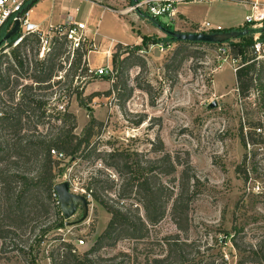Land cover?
<instances>
[{"label": "rangeland", "instance_id": "obj_1", "mask_svg": "<svg viewBox=\"0 0 264 264\" xmlns=\"http://www.w3.org/2000/svg\"><path fill=\"white\" fill-rule=\"evenodd\" d=\"M129 1L40 0L32 8L31 21L39 23L42 30L67 17L87 22L91 30H97L88 14L94 6L101 5L107 10L96 7L93 13V19L100 22L99 38L106 37L108 42L114 39L117 44L103 48L102 44L108 42H96L94 30L82 49L74 51L69 43H63L61 48L57 44L47 56L57 65L53 78L42 84L40 91L48 102L47 109L75 114L77 135H82L92 118L99 121L92 138L97 152L93 150L78 159L67 158L57 169L63 170L57 184L70 182L72 192L89 197V213L85 217L80 207L62 228H54L55 216L43 194L38 198L42 202L35 200L34 211L16 235L0 238V264H52V256H57L63 241L72 244L79 257L88 255L95 264H154V260L169 253L166 238L177 235L189 243L186 255L191 263L264 264V164H257L256 170L252 164L247 165L248 181L236 171L245 154L251 156L254 149L245 146L239 134L245 111L236 88L235 71L241 61L232 54L219 56L217 46L177 43L171 34L184 32L187 24L197 30L204 22L219 24L225 30L242 29L247 14L243 1L185 5V16L175 21L161 17L157 19L159 24L149 17L123 13L131 5ZM140 38V43L135 44ZM118 44L123 48L118 50ZM38 49L32 37L21 50L31 69L38 60L42 61L37 56ZM117 50L120 63L115 70L112 59ZM176 52L180 53L175 58ZM80 55L82 61L78 65ZM10 64L7 61L2 67L4 74ZM103 66L112 68L110 78H99L95 71L91 72ZM14 68V79L22 84L32 83L22 79L19 66ZM70 86L79 88L84 106L79 105L75 95L70 96ZM21 88H17V100ZM110 90L112 93L108 94ZM92 94L97 96L90 100ZM212 102L218 104L214 109L208 107ZM50 127L45 123L39 130L47 134ZM160 140L167 152L179 153L182 159L189 154L201 183V192L191 210L190 230L187 234L178 231L168 215L152 229L150 239L122 240L92 253L111 216L86 189L108 179L120 184L116 172L97 158L98 152L130 150L155 158L159 154L154 152V146L159 147ZM117 190L114 187L109 196L115 198ZM8 222L1 214L0 230H6ZM81 239L84 245H80ZM18 242H23L21 248L26 254L12 249Z\"/></svg>", "mask_w": 264, "mask_h": 264}, {"label": "trees", "instance_id": "obj_2", "mask_svg": "<svg viewBox=\"0 0 264 264\" xmlns=\"http://www.w3.org/2000/svg\"><path fill=\"white\" fill-rule=\"evenodd\" d=\"M226 1L242 2L243 0ZM152 20L159 24L157 19ZM229 30L235 29L224 31ZM260 31L261 38L264 39V30ZM253 32L256 31L227 42L231 54L241 61L235 71V81L246 113L244 112L239 134L245 146L254 148L253 154L250 156L246 153L242 163L236 168L237 173L243 174L247 181L249 180L247 171L250 170L247 169V165L252 164V169H255L257 164L261 162L264 164V61L256 59ZM33 37L34 42L39 45L37 36ZM14 40L15 38H12L10 42ZM147 40V36L143 37L144 44ZM173 40L185 45L216 46L213 43L178 41L176 38ZM63 43L66 44L62 41L59 44L60 48ZM25 45L27 43L24 47ZM21 48L14 51V57L22 71V79L31 80V84H22L19 79L13 78L15 68L12 64L7 67V73L4 74L0 62V162L2 163L0 215L4 214L9 220L7 229L0 230V238L16 235L34 211L35 200L42 202V199L38 198L43 194L46 195L49 209L55 216L54 228H62L66 219L58 204L55 187L58 174L63 170L57 169L67 158L78 159L84 157L85 153L90 155L93 150L97 152L92 138L99 121L92 118L82 135H77L75 114L57 110L51 112L47 109L48 102L44 100L40 91L42 84L48 83L53 78L57 65L52 59H44L38 60L31 69L30 61L27 57H23ZM117 48L122 49L123 45L118 44ZM118 50L113 54L112 59L115 70L120 63ZM179 53L176 52L175 58ZM81 61L82 55L78 65ZM76 65L77 63L74 66ZM20 86H22L21 96L17 100V88ZM68 93L70 96H76L80 106L85 105L79 88L72 89L70 86ZM111 93L110 90L108 94ZM6 96L9 97V105L5 104ZM96 96L92 94L89 99L92 100ZM252 106L256 108L255 111L248 110ZM2 107H6L5 110ZM46 120L48 122H45ZM45 123L51 125L47 134L39 130V127ZM53 150L62 153L65 157L60 160L55 158L52 154ZM154 152L159 154L155 158L130 150L98 152L97 158L106 168L116 172L120 184L117 185L115 180L108 179L86 189L87 194L111 216L92 253L104 246L116 245L122 240L144 242L150 239L152 229L168 215L171 216L178 231L187 234L190 230L192 206L201 192V183L196 176L190 156L186 153V157L182 159L179 153L165 151L162 140L159 147L154 146ZM116 186L117 196L113 198L108 193ZM46 232L45 230L41 234L40 239ZM22 243H14L12 249L26 254L25 248H21ZM165 245L168 247V255L154 260V264H197L191 263L188 259L186 247L189 243L180 236L166 238ZM28 249H31V252L33 250L31 246ZM56 255L52 256V264H95L94 260L88 259V255L79 257L74 246L65 241L60 244ZM28 264L35 263L32 261Z\"/></svg>", "mask_w": 264, "mask_h": 264}, {"label": "built area", "instance_id": "obj_3", "mask_svg": "<svg viewBox=\"0 0 264 264\" xmlns=\"http://www.w3.org/2000/svg\"><path fill=\"white\" fill-rule=\"evenodd\" d=\"M37 1L0 0V41L13 29L16 22L20 23L19 32L14 37L15 40L11 43V38L0 45V62H2V67L7 64V61L11 62L13 66L18 67L14 51L20 47L24 48V44L26 43L25 47H27L28 41L33 36H37L39 40L37 56L41 60L46 59L53 48L62 41H65L66 44L69 43L74 51L82 49L83 45L90 41L87 35V23L72 18H66L58 24H50L46 30H42L39 23L31 21V7ZM211 1L213 0H130V7L124 10L123 13H135L138 16L142 17L144 15L151 19L166 17L169 20L175 21L178 19L180 6ZM243 5L247 11L245 24L250 30L256 31L253 32V48L256 59L264 61V39L261 38L262 32L260 31L264 30V0H243ZM224 30L221 25L204 22L195 33H219L224 32ZM227 45L225 43L216 44L219 56L227 57L231 55V50ZM94 46L92 45V47ZM12 49H14L13 52H11ZM8 57L10 60H8ZM93 71H95V75L99 78H110L113 72L110 66L91 70V72ZM52 154L59 160L65 157L62 153L55 150L52 151ZM79 243L80 245H84V239L79 240Z\"/></svg>", "mask_w": 264, "mask_h": 264}, {"label": "water", "instance_id": "obj_4", "mask_svg": "<svg viewBox=\"0 0 264 264\" xmlns=\"http://www.w3.org/2000/svg\"><path fill=\"white\" fill-rule=\"evenodd\" d=\"M19 28L20 23L16 22L13 29L2 38V40L0 41V45L5 41L10 40L11 38H14L19 32ZM251 31L252 30H250L249 28H244L241 30H229L219 33L173 32L171 34L178 41L221 44L238 39L242 36L250 35ZM217 106V102H212L208 107L210 109H214ZM55 191L59 201L58 204L60 205L63 216L66 220L73 217L80 207L84 210L85 217L88 215L90 205L89 197L72 192L70 182L57 184L55 187Z\"/></svg>", "mask_w": 264, "mask_h": 264}, {"label": "crops", "instance_id": "obj_5", "mask_svg": "<svg viewBox=\"0 0 264 264\" xmlns=\"http://www.w3.org/2000/svg\"><path fill=\"white\" fill-rule=\"evenodd\" d=\"M214 1V0H213ZM212 2V1H211ZM194 4H204V3H192V4H187V6L188 5H194ZM185 5H182V6H180V9H179V16H178V18L180 17V16H185L186 15V12H187V10L185 9V7H184ZM96 7H102L103 9H106L105 7H103V6H101V5H96V6H94L92 9H91V11L89 12V14H88V20H89V18H90V23H95L96 25V27L95 28H97V30H95V29H93V30H91L90 28H89V26H88V24H87V26H88V30H87V35L89 34V36L90 37H92V33H93V31L95 30V35H96V42H98V43H100V44H102L103 43V41L104 40H106L107 41V39H106V37H103V38H105V39H100L99 38V36H100V31H99V25H100V22L99 21H97L96 19H93V13H94V9H96ZM183 7V9L181 10V8ZM102 9V10H103ZM107 10V9H106ZM103 13H104V11H103ZM51 17H52V15H51ZM68 18V17H67ZM137 18H139V16H137ZM47 20V19H46ZM51 20H53V21H55L56 19H55V17H52L51 18ZM88 21V22H89ZM87 23V22H86ZM219 25V24H218ZM189 25L187 24V26L182 30V31H184V32H193V31H196L194 28H193V30H191L190 28L192 27H188ZM88 36V37H89ZM140 41H141V38L135 43V44H139L140 43ZM108 42V41H107ZM105 43H103L102 45V47L103 48H105V49H107L111 44L112 45H115V44H117V42L114 40V39H112L110 42H108V44L106 45H104ZM111 55V54H110ZM111 57V56H110Z\"/></svg>", "mask_w": 264, "mask_h": 264}]
</instances>
